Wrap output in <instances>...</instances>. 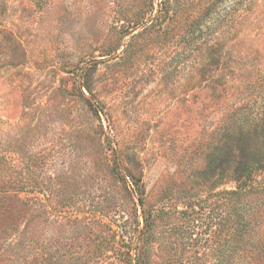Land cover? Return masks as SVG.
Returning a JSON list of instances; mask_svg holds the SVG:
<instances>
[{
  "label": "rangeland",
  "instance_id": "1",
  "mask_svg": "<svg viewBox=\"0 0 264 264\" xmlns=\"http://www.w3.org/2000/svg\"><path fill=\"white\" fill-rule=\"evenodd\" d=\"M259 160L264 0H0V264H264Z\"/></svg>",
  "mask_w": 264,
  "mask_h": 264
},
{
  "label": "trees",
  "instance_id": "2",
  "mask_svg": "<svg viewBox=\"0 0 264 264\" xmlns=\"http://www.w3.org/2000/svg\"><path fill=\"white\" fill-rule=\"evenodd\" d=\"M262 166H264V163L263 162H261L260 160L259 161H254L253 163H252V165H249L246 169H247V171H250L251 172V170L252 169H259V168H261ZM240 181V180H239ZM241 184H239V190H237V191H232L231 192V194L233 195V196H235V195H239L240 196V194H241V192H242V187L240 186ZM6 191V190H5ZM6 195V194H5ZM238 215V214H237ZM238 216H240V215H238ZM236 228H240L239 227V223L236 225Z\"/></svg>",
  "mask_w": 264,
  "mask_h": 264
}]
</instances>
